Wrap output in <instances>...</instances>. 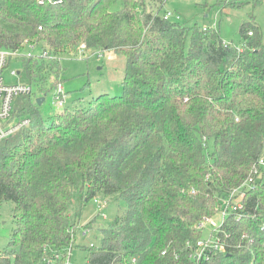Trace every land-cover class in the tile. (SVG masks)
<instances>
[{
  "label": "trees",
  "instance_id": "16d2710c",
  "mask_svg": "<svg viewBox=\"0 0 264 264\" xmlns=\"http://www.w3.org/2000/svg\"><path fill=\"white\" fill-rule=\"evenodd\" d=\"M164 1L0 0V49L46 54L17 60L33 92L15 100L14 117L31 123L0 143V203L13 204L15 220L0 264H65L78 218L98 198L125 212L98 228L101 246L85 248L87 264H192L205 238L199 224L245 182L240 217L222 225L226 251L201 264H264L259 28L242 23L236 48L176 13L165 19ZM81 44L83 56H124L120 94L43 120L36 100L61 84L60 58Z\"/></svg>",
  "mask_w": 264,
  "mask_h": 264
},
{
  "label": "rangeland",
  "instance_id": "374dc122",
  "mask_svg": "<svg viewBox=\"0 0 264 264\" xmlns=\"http://www.w3.org/2000/svg\"><path fill=\"white\" fill-rule=\"evenodd\" d=\"M117 3L113 9H120ZM176 13L180 17V23L187 27L194 25L209 27L219 32L221 40L240 48L242 39L239 28L242 23L254 21L261 34V42L264 45V0H165L160 7V13ZM187 39L186 46L188 45ZM31 52L40 55V47L23 49L21 54ZM60 63L64 68L61 75V84L65 91L64 105L71 109L75 104L78 107H86L88 102L100 94L117 96L121 91V80L125 69L124 56L113 51H104L100 55L92 52L81 55L65 54L61 56ZM21 71V64L12 61L6 69L7 83L15 82L8 78L9 71ZM55 89L45 94L44 101L38 106L39 115L43 120L53 116L58 111L54 101ZM211 145L209 144V147ZM211 149V147H210ZM89 201L82 210L75 229V245L69 252V264H87L85 248L101 246L102 233L98 228L106 227L115 220L124 216L125 205L115 199L101 198ZM211 219L219 224L221 217L215 214ZM92 223L91 227H86ZM202 237H206L207 229ZM15 228L13 218V204L0 203V251L9 243L12 231ZM66 264V263H65Z\"/></svg>",
  "mask_w": 264,
  "mask_h": 264
},
{
  "label": "built area",
  "instance_id": "2783aa9c",
  "mask_svg": "<svg viewBox=\"0 0 264 264\" xmlns=\"http://www.w3.org/2000/svg\"><path fill=\"white\" fill-rule=\"evenodd\" d=\"M38 2L40 4L45 2L57 3L59 0H38ZM170 16L171 13L168 12L164 15V18L167 19ZM39 29L41 28L39 27ZM249 35H251V33H249ZM27 49H33V47L29 46ZM85 49L86 47L84 44L79 45L76 54L83 56ZM22 50L0 49V143L23 128L28 127L31 123L29 118L18 119L14 117V103L18 97L31 95L33 92L32 87L20 80V71H9L8 78L10 80H16L15 82L7 83L5 77L6 69L10 67L12 61L18 62L17 60L22 57L33 56L31 52L22 55ZM45 55V53L40 54V56ZM64 99V88L62 84H58L54 95V101L58 109H62L65 106ZM257 165L260 167V171H264V159H260ZM257 177L260 178L261 173H258ZM249 188V183L245 182L226 197L219 200L216 208V214H219L221 217L219 224H216L211 218L205 219L199 224L198 229L200 230H206V224H209L210 227L207 229V236L196 243L195 249L190 255L193 261L192 264H201V262L208 261L214 254L224 253L226 251L225 245L220 238V234H222V225L225 219L230 215L240 217L245 191ZM94 201L97 203L96 200ZM226 236L225 234L224 237ZM70 250L71 249H69L67 253L68 259ZM68 259L66 260V264H69Z\"/></svg>",
  "mask_w": 264,
  "mask_h": 264
},
{
  "label": "water",
  "instance_id": "95a60500",
  "mask_svg": "<svg viewBox=\"0 0 264 264\" xmlns=\"http://www.w3.org/2000/svg\"><path fill=\"white\" fill-rule=\"evenodd\" d=\"M43 101H44V97H40V98H37L36 103L39 106L42 104Z\"/></svg>",
  "mask_w": 264,
  "mask_h": 264
}]
</instances>
